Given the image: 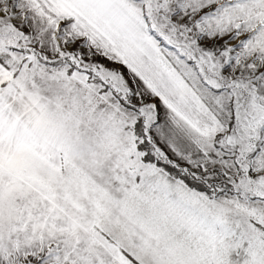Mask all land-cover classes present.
<instances>
[{"label":"snow or ice","instance_id":"obj_1","mask_svg":"<svg viewBox=\"0 0 264 264\" xmlns=\"http://www.w3.org/2000/svg\"><path fill=\"white\" fill-rule=\"evenodd\" d=\"M0 264H264V0H0Z\"/></svg>","mask_w":264,"mask_h":264}]
</instances>
